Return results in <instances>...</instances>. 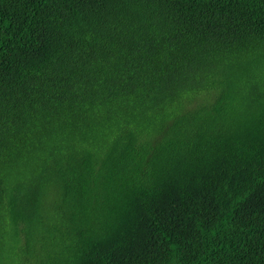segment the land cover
<instances>
[{"label": "trees", "instance_id": "16d2710c", "mask_svg": "<svg viewBox=\"0 0 264 264\" xmlns=\"http://www.w3.org/2000/svg\"><path fill=\"white\" fill-rule=\"evenodd\" d=\"M27 251L264 264V0H0V264Z\"/></svg>", "mask_w": 264, "mask_h": 264}, {"label": "rangeland", "instance_id": "374dc122", "mask_svg": "<svg viewBox=\"0 0 264 264\" xmlns=\"http://www.w3.org/2000/svg\"><path fill=\"white\" fill-rule=\"evenodd\" d=\"M15 256L14 255H7V254H3L1 256V262H3L4 264H8V263H16L14 261ZM30 258H34L33 254H31L29 251H27L24 255H22V257H20L17 261V264H27V259Z\"/></svg>", "mask_w": 264, "mask_h": 264}]
</instances>
